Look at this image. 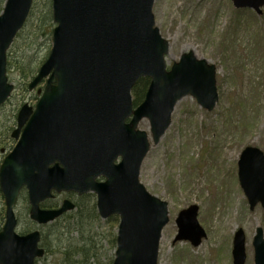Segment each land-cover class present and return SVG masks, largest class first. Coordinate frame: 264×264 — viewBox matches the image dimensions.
<instances>
[{
	"label": "water",
	"instance_id": "95a60500",
	"mask_svg": "<svg viewBox=\"0 0 264 264\" xmlns=\"http://www.w3.org/2000/svg\"><path fill=\"white\" fill-rule=\"evenodd\" d=\"M34 0H6L0 15V107L14 85L7 76V53L25 26ZM236 9L262 14L264 0H231ZM155 0H52V49L29 84L34 90L46 80L35 109L25 104L17 116L13 151L0 164V191L5 223L0 232V264H36L45 251L40 233L16 232L15 206L26 189L30 219L54 222L75 208L65 200L57 210L40 204L58 194L90 191L97 195L99 216L120 218L113 264H158L162 231L169 222L168 204L140 183L149 152L148 134L138 129L150 123L158 144L172 123L177 103L192 96L207 111L219 94L217 68L194 52L183 54L169 70V42L156 27ZM142 78L150 85L134 107L132 89ZM129 123H125L131 118ZM121 158L119 164H115ZM105 181L96 183L95 179ZM238 176L250 209H264V151L247 147L238 162ZM198 207L179 213L177 241L198 247L206 233L197 220ZM255 264H264L263 230L254 237ZM233 264H245V235L233 241Z\"/></svg>",
	"mask_w": 264,
	"mask_h": 264
},
{
	"label": "rangeland",
	"instance_id": "374dc122",
	"mask_svg": "<svg viewBox=\"0 0 264 264\" xmlns=\"http://www.w3.org/2000/svg\"><path fill=\"white\" fill-rule=\"evenodd\" d=\"M5 1L0 0V14ZM35 2L41 17L52 9V0ZM153 14L160 35L169 42L167 69L192 51L198 59L216 66L219 94L211 112L192 96L179 101L172 123L158 144L153 142L149 121L144 119L139 124L150 141L140 182L151 195L168 204L169 223L162 232L158 264H233V239L238 230L245 235V264H255L253 239L258 228L264 235V209L259 204L250 210L238 180V161L246 147L264 150V7L257 15L251 9H236L231 0H155ZM32 19L30 16L25 26L28 38L14 43L8 53V78L15 93L0 108V161L16 145L10 136L21 106H34L38 98L36 91L21 90L23 74L16 66L24 60L40 68L52 48L49 34L54 27L43 32L39 22ZM24 195L15 209L19 232L30 221L25 218L28 209ZM74 202L91 209L95 199ZM191 206L198 207L197 220L207 235L198 247L188 241L175 242L179 213ZM80 215L90 219L84 210ZM101 223L96 221L90 228L95 226L100 233L99 246L112 257L115 251L101 240L108 234ZM32 230L40 231L41 246L48 249L37 264H61L60 255L53 250L55 239H66L61 237L63 232L51 224L34 225ZM103 261L108 262V258Z\"/></svg>",
	"mask_w": 264,
	"mask_h": 264
},
{
	"label": "trees",
	"instance_id": "16d2710c",
	"mask_svg": "<svg viewBox=\"0 0 264 264\" xmlns=\"http://www.w3.org/2000/svg\"><path fill=\"white\" fill-rule=\"evenodd\" d=\"M35 1L36 0H34L33 7L30 13V16L33 17L32 22L34 23V21H38L39 28L42 29L43 32H46L47 30H51L54 27L52 21L51 9L49 8L46 16L43 14L44 16L41 17L39 16L41 15L39 13V9H37L36 11L37 5ZM39 17H41L42 19H40ZM27 24L28 21L26 25ZM25 29L26 27H24L23 30L17 35L14 42L16 45H18L22 41H25L28 38L27 36L29 35V33H25L26 32ZM49 35L51 38L50 40H52V31L50 32ZM31 46H33V43H31ZM9 64L10 63L8 56V69H9ZM16 68H18L20 73L23 74L22 80L24 82L21 90L27 92L28 82L35 77V75L38 72L39 66L35 67L33 66L32 62L29 64V62L20 60ZM149 84H150V80L147 78H142L137 82V84L135 85L132 91L135 105H139L143 101L145 93L149 87ZM0 145H2V143H0ZM0 152H2V150ZM86 199L85 198L81 199L79 200V202L85 201ZM51 205L52 202H50L49 205L47 206L51 207ZM26 207L28 210L25 214V218L29 219V217L27 216L29 207L28 205H26ZM90 208L91 209H88V207H86L85 205L77 204V209H79L80 211L76 210L75 212L70 213L61 219H58L57 221L51 224L54 230L63 232L61 234V237L62 236L66 237V239H61L60 237H58L54 241L56 248L53 250V252L60 255L61 264H112L113 263L114 256L113 255L112 257L107 256L106 253L102 251L103 247L101 245L99 246L98 240L100 238V233L95 230V226L90 228L92 224L95 225L96 221L101 223V219L99 218L96 211L95 202L91 204ZM82 210H84L89 215L90 219H83V217L80 215V213L82 214ZM4 220H5V203L2 195L0 194V231L3 227ZM118 222L119 220L117 217H112L103 223L104 226L108 228V234L105 238L103 236L101 240H105L106 242H108L109 249L111 248L114 251L116 250V229L118 226ZM71 224L73 227H69L71 226ZM32 228H34V224L31 221H28L27 226L24 227L19 233L26 234L30 232V229ZM72 234L73 236L71 237ZM45 249L47 253L48 249L47 248ZM104 258H108V262H104L103 261Z\"/></svg>",
	"mask_w": 264,
	"mask_h": 264
},
{
	"label": "flooded vegetation",
	"instance_id": "af4514ba",
	"mask_svg": "<svg viewBox=\"0 0 264 264\" xmlns=\"http://www.w3.org/2000/svg\"><path fill=\"white\" fill-rule=\"evenodd\" d=\"M99 181H101V180H99ZM87 196H91V195L85 194V195H80L79 196V195L72 194V193L71 194L70 193L69 194L64 193V194H59V195L56 194L54 196V198L50 200L52 202L51 207L47 206V204L44 203L42 205V208L45 207V209H57V208H59L61 206L63 201L66 200V199L72 200L74 202L76 198L81 199V198H85Z\"/></svg>",
	"mask_w": 264,
	"mask_h": 264
}]
</instances>
